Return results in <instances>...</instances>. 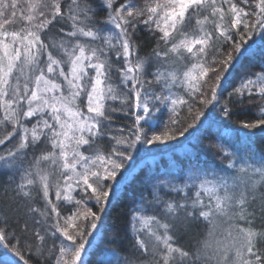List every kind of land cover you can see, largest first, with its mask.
Returning <instances> with one entry per match:
<instances>
[{
  "label": "snow or ice",
  "instance_id": "snow-or-ice-1",
  "mask_svg": "<svg viewBox=\"0 0 264 264\" xmlns=\"http://www.w3.org/2000/svg\"><path fill=\"white\" fill-rule=\"evenodd\" d=\"M257 54L264 0H0V264H264V63L234 84ZM245 105L257 111L236 143L207 145L220 164L193 150L181 175L148 177L127 236L101 252L138 146L147 156L181 119L179 136H196Z\"/></svg>",
  "mask_w": 264,
  "mask_h": 264
},
{
  "label": "trees",
  "instance_id": "trees-1",
  "mask_svg": "<svg viewBox=\"0 0 264 264\" xmlns=\"http://www.w3.org/2000/svg\"><path fill=\"white\" fill-rule=\"evenodd\" d=\"M138 39L143 41L145 37L142 34L138 37ZM253 39L257 41V44L259 43L258 37H253ZM249 43H251V41H249ZM150 50L151 45L145 44L142 47L141 55H145ZM262 63H264V56L260 54H257L255 58L252 59H244L239 66L236 74L237 79L234 80V84L238 83L239 76L244 73L255 74L258 72ZM221 103H223V99L221 100ZM256 111V106L248 108V106L245 105L235 108L231 120H226L217 113L216 121H218V123H213L210 126L206 124L205 127L201 129V132L197 133L196 136L189 135L188 133H186L185 136H179V130L186 127L191 118H188L187 120L181 119L180 125L177 126L176 140L169 141L166 144L154 146L152 152L147 156L145 155L144 147L139 146V150L143 149L144 152L141 156H137L138 159L135 161L137 169L134 175L137 176V180L131 185L130 189L120 200L113 202L112 206L109 208L108 214L104 217L100 225V235L97 237L98 243H100L101 239L103 241L100 243V251L102 252L113 247L114 245L111 243L113 238H116L117 241H121L127 236L129 212L134 207L135 201L139 198L148 177H169V169L171 174L172 172H175L176 174L181 175V169L188 166V161L192 158L191 153L193 150L199 151L201 162L208 161L213 165H219L220 161L217 160L207 149L209 142L219 140V142L225 143L226 146L236 143V134L245 131L240 127V121L253 120ZM185 116H187L186 112ZM164 119L166 120L167 117L165 116ZM115 122L119 124L122 121L118 119ZM162 128L163 121L156 129L157 132L162 130ZM192 131L195 130H190V132ZM3 147L4 146H0V148ZM254 150L258 154L264 153V139L259 137L257 138ZM4 182L5 181L0 178V207H2L5 203H9L12 196V193L8 188L10 182ZM257 202L258 199L253 207L257 211V223H260L259 212L262 207V202ZM93 210H97L94 205ZM198 231L199 229L196 226H193L188 232H185L183 228H181L182 234L180 236L179 243L186 247L192 245L197 238L196 234Z\"/></svg>",
  "mask_w": 264,
  "mask_h": 264
},
{
  "label": "rangeland",
  "instance_id": "rangeland-1",
  "mask_svg": "<svg viewBox=\"0 0 264 264\" xmlns=\"http://www.w3.org/2000/svg\"><path fill=\"white\" fill-rule=\"evenodd\" d=\"M140 147L138 146V149H139ZM143 152H144V150L142 149V150H139L138 152H135L134 153V156H141L142 154H143ZM138 154V155H137ZM170 170V169H169ZM168 170V173H170L169 174V177H167V178H169V179H171L172 178V176H179L178 174H176L175 172H172V174H171V172ZM4 177V178H3ZM0 178H2L5 182L4 183H9L10 182V180H9V177L8 176H6V175H2V174H0ZM258 195V194H257ZM258 197H259V195H258ZM53 199H54V194H53ZM258 202L260 203L261 201L258 199ZM257 202V203H258Z\"/></svg>",
  "mask_w": 264,
  "mask_h": 264
}]
</instances>
